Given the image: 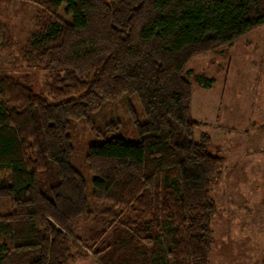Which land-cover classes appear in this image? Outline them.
I'll list each match as a JSON object with an SVG mask.
<instances>
[{
    "label": "trees",
    "instance_id": "16d2710c",
    "mask_svg": "<svg viewBox=\"0 0 264 264\" xmlns=\"http://www.w3.org/2000/svg\"><path fill=\"white\" fill-rule=\"evenodd\" d=\"M35 1L45 22L29 61L49 79L38 92L0 76V195L11 202L0 215V264H73L87 255L75 223L94 209L71 161L72 124L83 119L97 132L95 115L125 94L137 96L145 120L130 108L135 139L89 146L90 199L102 204L109 228L124 229L133 243H154L163 220L173 225L175 264H211L218 211L212 185L225 159L209 148L208 133L195 137L204 123L191 116L187 65L263 27L264 0ZM63 4L71 21L59 16ZM103 126L98 135L119 122ZM51 167L56 179L43 182Z\"/></svg>",
    "mask_w": 264,
    "mask_h": 264
},
{
    "label": "rangeland",
    "instance_id": "374dc122",
    "mask_svg": "<svg viewBox=\"0 0 264 264\" xmlns=\"http://www.w3.org/2000/svg\"><path fill=\"white\" fill-rule=\"evenodd\" d=\"M59 16L72 20L66 4ZM44 22V11L37 1L0 0V76L17 77L38 92L44 89L50 75L36 68L29 58L33 35ZM187 69L192 70L191 116L204 123L196 128L195 137L208 133L209 148L225 159L223 174L212 185L218 211L213 220L211 264H264V26L233 44L192 58ZM200 76L211 80V86L201 85ZM130 108L138 120H145L137 96L125 94L107 102L95 115L97 132L83 119L72 124L75 149L71 161L86 179L94 209L93 214L75 223L77 235L91 249L73 264H175L171 223L162 220V227L153 232L155 242L138 245L124 229L109 228L100 213L102 204L90 199L92 176L85 155L91 144L104 139L137 137ZM110 121H118L119 126L98 135ZM56 177L54 167L41 174L46 183ZM10 209V199L0 195V215ZM97 248L104 250L101 255L95 253Z\"/></svg>",
    "mask_w": 264,
    "mask_h": 264
}]
</instances>
